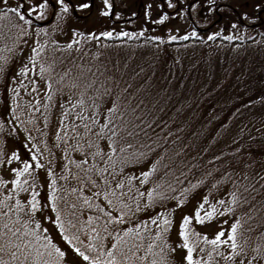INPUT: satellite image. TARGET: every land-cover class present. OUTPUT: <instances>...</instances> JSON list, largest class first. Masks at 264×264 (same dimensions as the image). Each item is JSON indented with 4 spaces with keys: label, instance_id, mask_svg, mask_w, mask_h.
<instances>
[{
    "label": "trees",
    "instance_id": "obj_1",
    "mask_svg": "<svg viewBox=\"0 0 264 264\" xmlns=\"http://www.w3.org/2000/svg\"><path fill=\"white\" fill-rule=\"evenodd\" d=\"M114 1L115 3L117 2V0ZM163 1L166 9L175 7L176 0H172V8L168 7V0ZM178 2L180 4L179 8L174 12L175 15L168 13L167 16H170L169 20H166V22L158 21L155 24L156 31L154 32L161 37L160 40L146 37L147 42H142V38L131 37L136 28L134 26L135 21L130 20V18H120V20H117L118 22L108 20L109 25L112 24L115 27L114 29L126 33L121 36L120 40L100 35L96 29L95 31H89L93 33V39L78 35L76 37V40L79 41L78 45L64 48L63 45L68 42H60L51 35L49 39L44 37L47 41L42 46L43 52L37 51V53L43 55L40 56L38 54L39 59L36 63H43L45 67L52 68L49 75L53 77L54 91L63 89L72 96L79 95V89L73 88L71 85L72 78L77 77L80 71L88 72L89 65L92 70L105 66L108 68L116 66L114 71L120 81V87L127 85L125 95L134 96L135 103L132 104V107H135L136 104L140 105L138 110L139 119L149 125L148 128H145L143 124L140 125L143 133H147L154 144L158 142L160 145L159 149L154 148L152 157L154 159L162 153V159L157 165L158 170L145 183L138 185L133 183L132 185L131 195L134 201L137 188L145 192V195L140 197L139 201H135L140 203V212L133 211L131 215L124 218L123 223L109 225L110 233L116 229L122 231L124 227H133V217L139 216L137 222L146 220L149 216L146 213L149 214L150 212V215H153V209L160 211L173 200L178 201L177 193L183 198L207 195L214 201L219 199H225L226 201L225 193L228 192V188H230L229 191L233 188H239L240 185L247 188V182H245L243 176H240V170L244 168L248 170L244 172V176H247L248 180L252 182L255 192L252 189H248V195L244 198L245 202L238 201L235 206H237L238 216L242 214L243 216H248L246 222L241 223V226L243 224L245 226L246 236L251 233L249 236L250 241L258 242L255 233L264 226V207H262L264 206V191L261 190V186H258L255 177L264 173V141L255 142L253 140V143L247 142L248 138L254 136L246 138L243 131L241 137H244L241 147L227 148L225 144L230 137H233L231 134L235 133V128H237L239 133V127L241 126L239 123L244 117L252 119L251 125L256 127L258 119L255 116L258 113H262L261 111L264 109V34L262 36L257 34L256 22L245 23L238 15L232 18L229 15L231 14L229 12L232 11L226 10L228 13L225 12V14L231 20L229 21L232 26L230 30H236V32L229 37V40H225L222 43V40L217 39L218 37H212L211 35V32L218 30L222 22L220 14L222 10L215 11V6L212 7V4H209L208 8H205L207 20L216 17L215 20L217 21L213 22L214 24L196 23L194 15L199 9V5H205V3H202L203 0H178ZM189 2L193 3L192 6H190L191 3ZM119 4L121 5V3ZM215 5L218 6V3L215 2ZM257 6L258 3L256 2L252 8H246V10L255 12ZM258 9L261 11V8ZM162 13L167 12L163 9ZM28 18L31 21L33 19L37 20L31 14H29ZM12 20L15 21L12 22V25L18 23L13 18L8 20L0 19V29L3 28L0 30V57H4L3 60H0V68L4 69L3 73L10 72L12 64L21 58L27 48L30 51L32 50V45H35V35L38 28H47L51 33L54 29L63 35V32L61 33V30H59L64 28L63 22L71 21L85 24L88 23L89 18L77 17L69 8V11L61 13L58 19L53 15L52 19L45 25L40 26L33 21L31 24L22 25L24 29L23 35L20 34L17 28H10L5 25V21L9 22ZM178 21H183L182 26L186 23L187 25H194L193 29L196 32L198 31V36L191 43L195 42L198 47L199 44L201 47L196 52L198 56L190 62L191 65L186 67V69L183 66L186 61L190 60V57L183 56V58L181 55L176 54L175 51H178L180 45L187 46L189 43L182 42V44H178V42L168 41L167 36L171 31L165 36L166 25L171 23L172 27L169 29L173 30L174 24H179ZM7 27L10 28L8 31L5 29ZM188 27L190 26L188 25ZM79 32L87 33L88 31L80 29ZM238 33L239 38L234 37ZM7 37H10V39ZM53 41H56V43H53ZM132 45L133 47H131ZM222 45L225 48V51H223L225 56L229 53L232 56V59L229 58L228 60L230 61L225 66L221 62L220 64L218 59V64L215 62V51L218 47L222 48ZM7 48L14 49L17 52L13 57L5 59L8 54L12 56L11 51H3V49ZM143 48H150L154 51L149 50L150 59L141 60L143 58L139 57V53ZM81 65L84 67L81 68ZM217 69L221 73L220 82L214 88L209 83L217 81V78L214 77ZM66 70H70L68 76H64ZM206 78H208V81H206ZM244 78L256 79L251 90L247 92L243 81H240ZM82 80L83 78H81V82ZM96 80L97 83H103L99 76L96 77ZM225 86L236 94L234 99L226 98L222 94ZM5 92L6 88L2 90L4 96ZM115 95L116 89H113V96ZM6 111L4 106H2L1 112L4 113V117H6ZM4 123L3 128L8 134L7 126L9 120L4 119ZM251 125H249V128L253 129ZM248 132H245V134H248ZM12 137H15V135H12ZM122 138L128 139L127 137ZM137 138L139 140L137 146L143 150V145L146 143L144 135L138 133ZM129 142L131 143L132 141L129 140ZM75 158L80 159V155ZM144 165L147 164L141 161L135 169H139ZM129 168L130 166H125V169ZM71 171L76 170L70 168L68 174L71 175ZM235 171L238 172L235 173ZM232 173L235 175L232 176ZM132 175H135V172ZM34 176V183L39 187L38 176L36 173ZM69 179L72 183L69 182L68 184V180L63 182L64 185L62 187H64V190L60 192L61 199L57 201L62 221L66 224V227L67 221L71 219L70 210L66 207V204L75 203V201L71 195L64 196V192L69 187L79 186L75 177L72 176ZM80 179L82 180L83 177H80ZM232 181H236V183L233 184ZM157 184L159 188L155 187ZM148 188H152L159 195L155 196L154 203L146 208V189ZM84 191L87 193L95 191V189L85 188ZM96 199H99L100 203L104 204L108 210L113 211V214H115L116 210L111 209L102 198ZM129 207L134 209L135 204L130 203ZM146 209L147 212L145 211ZM88 214L86 209L80 211V216L85 218V222ZM230 215L232 216L233 214ZM78 219L79 216L77 217ZM243 220L245 221L244 218ZM154 223L159 225L160 229L163 228L162 237L159 239L154 236ZM154 223L148 222L146 228L143 224L141 225L144 231L140 234L143 235L144 239L143 248L139 250L138 255H143L151 243V239H156V245L153 247L161 246L162 241L166 240L170 244L164 251L169 257L171 264V260L174 259V254L171 251V228L164 231V225L161 224L160 220H156ZM195 223L196 221L190 222V228L204 234V229H199L195 226ZM205 225L207 223L205 224L204 222L201 227ZM91 226L97 227L95 222ZM17 227H23V225L18 224ZM133 230L135 231L134 228ZM87 232L88 230L85 229L77 233L74 229L68 228L66 234L78 235L79 240L74 242L82 250L87 251L84 243H82L87 241ZM150 233L153 234L151 239ZM112 239L111 235L104 237L106 247L111 245ZM193 255L200 256L201 259H208L206 254L200 251L199 245H197ZM0 259H7V253H0ZM209 264H211L210 261Z\"/></svg>",
    "mask_w": 264,
    "mask_h": 264
},
{
    "label": "snow or ice",
    "instance_id": "obj_2",
    "mask_svg": "<svg viewBox=\"0 0 264 264\" xmlns=\"http://www.w3.org/2000/svg\"><path fill=\"white\" fill-rule=\"evenodd\" d=\"M102 3L106 7L101 8V14L107 15L108 10L113 8V4L110 3V0H102ZM90 4L91 0H84V2L73 7L76 9L88 8ZM147 7H150V4ZM168 7H173L172 0H168ZM50 8L52 14L58 19L61 13L69 11L70 3L65 2V0H39V2H36V0H15L14 3L10 4L9 0H0V19H16L18 23L11 25V27L17 28L20 34L23 35L22 25L32 23L27 14H32L37 19H41L48 14L47 10ZM115 15L120 16V13L116 12ZM167 15L168 13L159 15V21H164ZM41 31H44V29H37L38 33ZM113 34L112 31L100 33L103 36H112ZM115 34L123 36L126 33L118 32ZM190 34L196 36L197 32L193 29ZM77 35L93 39L92 32L81 33L77 29L73 32V37L75 38ZM132 35H136V33H132ZM212 35L216 34L213 33ZM177 38V36L171 34L167 36L168 40ZM153 39L160 40L161 37L156 36ZM53 43H56V41H53ZM78 44L79 41L73 39L64 44L63 47L70 48ZM37 49L43 51L39 42H36L35 48L31 50V59L38 58ZM3 59L4 57H0V60ZM80 67L83 68L84 66L81 65ZM115 67L108 68L105 66L92 70L89 65L88 72L80 71L77 77L72 78L71 85V87L79 89L78 98L75 102L65 101L67 104V108L64 110L65 113L73 110V122L69 123L67 127L71 129L75 137H79V141L74 144L69 143L63 151L68 153L71 149L80 154V159L72 158L70 161H65V173L68 172L69 168H74L76 171H73L71 175L77 179L79 185L78 187H69L64 192V196L71 195L75 201V203L66 204L71 216V219L67 221V227L62 221L61 212L58 208L57 201L61 199L60 189L56 185V177L51 168L47 170L48 175L51 177V183L48 184L43 205L37 199L36 184L28 185L25 180L21 179L25 173L31 172V164L28 159L22 162V167L11 168V172L14 174L13 179L0 178V186L10 184V187L5 188L3 196L0 197V208L6 209V211H0V253H7V259H0V264H142V262L143 264H170L169 257L164 251L165 248L169 247L170 242L163 240L161 246L153 247L156 245V239L162 237L160 226L154 222L160 220L161 224L164 225V231L172 226L171 217L163 209L160 211L153 209V215H149L146 220L135 223L133 227H124L122 231L116 229L111 233L109 232V225L123 223L124 218L131 215L133 211L140 212V203L135 201H139V198L145 195V192L137 188L134 201L131 192L133 181L137 177L128 174L125 171V166L135 169L141 161L145 162L147 167L139 171V182L143 184L158 170L157 165L162 159V153L160 156L152 158L154 148L159 149L160 145L158 142L154 144L147 133H143L140 125L143 124L145 128H148L149 125L139 119L138 110L140 105L136 104L135 107H132V104L135 103L134 96L125 95L127 85L120 87V81L114 71ZM39 70L41 78H43V74L50 71L43 63L39 65ZM2 71L4 69L0 68V72ZM27 71V67L22 66L20 68L21 73ZM69 71L66 70L64 76H68ZM97 76L103 81L102 84L97 83ZM81 78H83L82 82ZM12 79H15V76ZM61 79L63 78L61 77ZM32 87H37L35 81H32ZM47 87L50 89L52 84L47 83ZM113 89H116L115 96H113ZM29 106L31 107V105ZM13 107H15L14 103ZM77 108H79L81 114L75 112ZM66 118V115L61 116L62 127ZM58 131L60 130L58 129ZM138 133H142L146 140L143 150L137 146L139 144ZM67 134V132L64 133V135ZM56 138L57 140L62 139L59 135ZM129 140L132 142L130 143ZM6 159L10 164L12 159L18 160L19 157L17 152L13 151L11 157ZM214 159L216 158L214 157ZM32 160L35 161L37 168L43 167L40 160L36 159L35 154H33ZM117 161L119 162L117 163ZM0 163H3V161H0ZM253 163L255 162L253 161ZM240 176H243L245 182H247V188L240 185L239 188H233L231 191L226 192L227 203L225 199H219L212 204H207L209 196H203L194 208L196 222L202 224L205 221L212 220L213 217H223L225 214L234 213V206L237 205L238 201L245 202L244 198L248 195V189L255 192L252 182L248 180L247 176H244L243 171H241ZM80 177H83V179L81 180ZM33 179L35 180V177ZM125 181L128 182V186L125 185ZM255 181L264 191V173L257 175ZM232 183L235 184L236 181H232ZM29 187L33 190L28 199H21L19 193H27ZM155 187L159 188V185L157 184ZM85 188L95 189V191L86 193ZM14 192L16 193L15 196L13 195ZM146 193L147 202L145 207L147 208L154 203V197L158 196L159 193L154 192L152 188L146 189ZM177 196L179 197L178 203L174 207H179L180 204L185 202L183 196L179 193H177ZM96 198H102L111 209L118 211V214H113V211L108 210ZM13 200L14 202H12ZM49 202L50 210L56 213L55 224L59 226L60 233H64L63 241L71 245V248L67 251L62 250L60 246L54 243L51 236L42 235L38 231L41 227V219L34 217L25 219L22 215L25 212L35 213L37 209H40L41 212L46 211L49 208ZM130 203L135 204L134 209L129 207ZM217 204L222 207V210L217 208ZM206 206L208 210L202 213L201 209ZM85 209L89 213L86 222L85 218L80 216V211ZM78 216L79 219L77 220ZM43 219H49V217L44 216ZM192 220L193 216L185 213L179 223L178 234L182 240L177 247L186 249V254L183 256L186 264H209V261L216 260L217 257L222 258L225 264H228V262H231V264H264V226L255 233L258 242H252L249 238L251 233L246 236L240 232L241 221L239 218L233 220L226 233L224 228H219L210 238L207 233L202 234L191 229L189 225ZM93 222L97 227L91 226ZM148 222L154 223V236L156 239H151L153 234L150 233L151 243L143 255H138L139 250L143 248L144 239L143 235L140 234L144 231L141 225L143 224L146 228ZM219 222L220 224L227 223L224 219H220ZM21 223L23 224V230L17 227ZM30 224H33L34 227L30 228ZM68 228L74 229L77 233L81 230H88L87 241L82 242L87 251L82 250L74 242L79 240L78 235L66 234ZM43 231L47 232V229H43ZM109 235L113 239L111 245L106 247L104 237ZM197 245L200 246V251L206 254L207 260L193 255ZM171 251L174 253L175 248H171ZM75 254H78L82 259H74ZM171 264H175V261L171 260ZM216 264H220V261L216 260Z\"/></svg>",
    "mask_w": 264,
    "mask_h": 264
},
{
    "label": "rangeland",
    "instance_id": "obj_3",
    "mask_svg": "<svg viewBox=\"0 0 264 264\" xmlns=\"http://www.w3.org/2000/svg\"><path fill=\"white\" fill-rule=\"evenodd\" d=\"M180 1V0H179ZM187 1V0H186ZM194 1V0H189ZM200 1V0H196ZM15 0H9V3H14ZM36 2H39V0H36ZM65 2L70 3V9L72 10V5L80 4L84 2V0H65ZM118 2V6H117ZM115 3L114 0H110V3L113 4L114 10L111 15L112 9L108 10V14L104 15L101 14V8L106 7L103 5L102 0H91V4L88 8H81L76 9L74 7V14L77 17H83V18H89L88 23L81 24L77 22H63V29L60 28V32H63V35L56 32V30H52V33L50 30H47V28L44 29V31L37 32L35 35V45L36 42H39L41 46L45 44L47 41L44 39L46 37L49 39L51 35L60 42H69L73 39H76L78 35L74 38L73 32L75 29H81L85 31H97L98 34L104 31H112L114 34L112 36H106L107 38H116L121 39L122 37L120 35H116L115 33H118L120 31L114 29L113 25H109L108 20H111L113 22H118L117 20H120V18L126 19L130 18V20H134V26L136 28L133 33H136V35H132L131 37L135 38H142V42H147L146 37H156L157 34L154 32L155 30V24L159 21V15H162V10L164 4L162 3L163 0H117ZM178 2V0H176ZM175 2V6H178ZM215 2L218 3V6L215 5ZM258 3L259 7L261 8V11L259 9L255 10V12L247 11L246 8H252L253 4ZM121 3V5L119 4ZM190 6H192V2ZM205 5H199V9H197V12L195 13V21L196 23H211L214 24L216 17L213 19L207 20V15H205L206 11L205 8H208L209 4H212V7L215 6V11L222 10L221 18L222 22L220 23V26L218 30H215L214 32H211V35L215 33L216 35H212V37H218L217 39L222 40V43H224L225 40H229V37L236 32L230 30L232 28L231 23L229 21V16L225 14L226 10H231L232 12H229L232 16V18L235 15H238L245 23L250 22H256L257 24V34L262 36L264 34V0H203L202 2ZM150 4V7H147ZM214 4V5H213ZM201 7V8H200ZM72 10V11H73ZM48 14L45 15L41 19H37L36 21L41 20H48L49 16L52 13L51 8L47 10ZM119 12L120 16H116L115 13ZM147 13V15H146ZM228 13V12H226ZM246 13V15H245ZM32 15V14H31ZM29 16V14H27ZM111 18H109V17ZM211 18V17H210ZM170 16H166L165 20L163 22H166V20H169ZM190 20V19H189ZM194 20V19H193ZM12 21H5V25L9 26L11 28ZM42 22V21H41ZM174 24L173 30L169 29L172 27V24L169 23L166 25V32L165 36H167L168 32L169 35H175L178 38L175 40H168L172 42H178V44H182V42L189 43L187 46H181L179 47L178 51H175L176 54L183 56L190 57V60L185 62V65L183 66L184 69L186 67H189L191 64L190 62L196 58L197 51L201 49L200 44L198 47V44L195 42H192L195 38H197L198 33L196 36H192L191 30L193 29V24L188 27L187 23L182 26L183 21H178ZM186 22V21H185ZM214 22V23H213ZM176 26V27H175ZM10 28H5L6 31H8ZM195 28V27H194ZM3 29V28H1ZM0 29V30H1ZM197 30V29H196ZM49 31V32H48ZM238 31V30H237ZM198 32V31H197ZM255 34V32H254ZM239 33L237 35H234V37L239 38ZM124 36V35H123ZM10 39V37H7ZM208 38V36H207ZM142 44V43H141ZM35 45H32V49L35 48ZM133 47V45L131 46ZM224 45H222V48L218 47L215 51V62L217 63V59L219 63L221 62L223 66L227 65L230 60L232 59L231 54L229 53L227 56H225L224 52ZM149 50L153 51L150 48H143L142 51L139 53V57L143 58L141 60H148L149 58ZM3 51H11L12 56L10 54L5 56L6 58L13 57L17 51H14V49H3ZM39 52V49H37ZM154 52V51H153ZM40 56L43 54L38 53ZM225 56V57H224ZM32 57V51L26 50L24 54L21 55V58L18 59L16 62H14L11 66L10 72L3 73L0 72V161H3V163H0V178L11 180L14 178V174L11 172V168L13 167H22V162L25 159H28L31 164V172L25 173L21 179L25 180L26 184L31 185L35 182L33 179L34 174L36 173L38 176V183L39 187L36 185V192H37V199L38 201L43 205L46 192L48 189V184L51 183V177L48 175L47 170L49 168L52 169V173L56 177V185L60 189V192H63L64 187V181L68 180L72 183V181L69 178H72V175L65 173V161H70L72 158H75L79 156L80 154L77 152L72 151L71 149L68 151V153H64L63 149L66 147L69 143H75L79 141V137H75V134L71 132V129L67 127V125L71 122H73V115L72 111L69 110L67 113H65V109L67 108V104L65 101H71L75 102V100L78 98L76 95H71L67 91L60 89L54 91V85L53 84V77L49 75V73L43 74V78H41V73L39 70V63H36L39 59V56L37 59H31ZM184 58V57H183ZM220 63V64H221ZM177 64V62H176ZM178 65V64H177ZM1 66V64H0ZM27 67L28 71L26 73H21L20 68L21 67ZM35 66V67H34ZM50 71L52 68H49ZM220 69H222L220 67ZM215 74L214 77L217 78V81L215 83H209L214 88L219 84L220 82V72L218 71ZM49 71V72H50ZM207 73V71H206ZM205 73V74H206ZM15 76V79H12V77ZM255 78H244L240 81H243L244 87L246 88V92L251 90L252 85L255 82ZM32 81L36 82L37 87H32ZM206 81H208V78H206ZM51 83L52 87L49 89L47 87V83ZM210 82V81H209ZM203 83V82H202ZM6 88L5 96L2 94V90ZM222 94L229 99H234L235 93L231 92L229 89L226 88V86L223 88ZM13 103L15 104V107H13ZM31 105V107L29 106ZM4 106V110L6 111V117H4V113L1 112V107ZM75 112L77 114L79 113V108L75 109ZM262 113H258L255 117L258 119L256 121V127L251 125L252 119L244 117L243 120L239 123L241 126L239 127L240 131L238 133L237 128H235V133L231 134L233 137H230L226 141V147L227 148H237V146H242V140L245 136L248 138L249 136H254L248 138L247 142L253 143V140L255 142H262L264 141V109L261 111ZM91 114V113H89ZM66 115L67 118L63 121V127L61 122V116ZM4 119L9 120L8 124V134L7 131L3 128ZM255 122V121H254ZM78 123V122H77ZM249 125L253 127V129L249 128ZM58 129L60 131H58ZM82 130V129H80ZM244 131V136L243 135ZM249 131V132H248ZM67 132V135H64V133ZM245 132L248 134H245ZM12 135H15V137H12ZM61 136V140H57V136ZM230 135V136H231ZM29 137H31L29 139ZM241 137V138H240ZM13 151L17 152V155L19 159H12L11 163L9 164L6 158L11 157V153ZM33 154L36 155V159L40 160V163L43 165L42 168H37L35 166V161L32 160ZM118 163V162H117ZM147 167V165L142 166L139 169H125L128 174L132 175V173L135 172V176L137 179L133 181L135 185L140 184L139 180V171L144 170V168ZM70 168L68 169V171ZM243 172H247V169H241ZM72 172V171H71ZM238 171H235L237 173ZM232 176L235 174L232 173ZM61 177H64L63 179ZM125 185L128 186V182L125 181ZM9 185L0 186V197L3 196L5 188H9ZM260 189V188H259ZM33 189L29 187V191L27 193L21 192L19 193L21 199L26 200L28 199V196L30 195L31 191ZM230 188H228L229 192ZM13 195L15 196L16 193L14 192ZM127 199V196L125 197ZM203 195H195L191 197H185L184 203L180 204L179 207H174L178 203L177 200H173L170 202L168 206L163 208L164 211L168 213V216L171 217L172 220V226H171V233H170V240L172 242V248H175L174 254V261L175 264H186V261L183 260V256L186 254V249H183L182 247H177V245L181 242L182 238L179 237V223L182 220V217L185 213L188 215L193 216V220L190 222H194L195 220V213L194 208L195 206L202 200ZM14 202V200L12 201ZM215 201L212 198H209L207 201V204H212ZM228 200H226V203ZM217 208L222 207L217 204ZM132 207V204H131ZM235 211L234 213H228L225 214L223 217H213L210 221H205V224L207 225L201 227V223L196 222L195 226L199 229L203 228L204 232L207 233L209 238L214 235L215 231L219 230V228H224L225 233L227 232V229L230 227L233 220L239 218L241 223L246 222L248 216L240 215L238 216L237 212V206H234ZM207 206L203 209H201V212H206ZM0 211H6V209L0 208ZM147 212V209L145 210ZM149 211V209H148ZM118 211L115 212V214ZM230 214H233L232 216ZM24 215L25 219H30L32 217L36 219H41V227L38 229V231L41 232L42 235H49L52 237L53 242L56 243L58 246L61 247L62 250L67 251L71 248V245H69L66 241H63V233H60L59 226L55 224L56 220V213L52 212L50 210V202H49V208L46 211L41 212L40 209H37L35 213H22ZM146 215H150L146 213ZM44 216H48L49 219H43ZM245 219V221L243 220ZM139 219V216L132 218V223H137ZM220 219H224L227 221L226 224H220ZM21 225H23L21 223ZM244 225V224H243ZM241 226L240 232H242L244 235H246L245 226ZM246 225V223H245ZM30 228L34 227L33 224L29 225ZM23 229V227H20ZM43 229H47V232H44ZM163 228H161L162 231ZM239 238V233H238ZM254 242V240H251ZM224 247V246H221ZM230 250V249H226ZM177 251V252H176ZM74 259L81 260L78 256V254H75ZM216 260L221 261L220 264H225L224 260L220 257H217ZM216 260H211V264H216ZM228 264H231V262H228Z\"/></svg>",
    "mask_w": 264,
    "mask_h": 264
}]
</instances>
